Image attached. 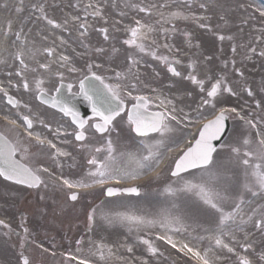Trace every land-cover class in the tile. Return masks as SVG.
I'll list each match as a JSON object with an SVG mask.
<instances>
[{"label": "snow or ice", "instance_id": "snow-or-ice-1", "mask_svg": "<svg viewBox=\"0 0 264 264\" xmlns=\"http://www.w3.org/2000/svg\"><path fill=\"white\" fill-rule=\"evenodd\" d=\"M109 3L113 10H118L116 14L119 17L131 21L124 24L122 29L117 27L122 22L119 19L112 25L115 31L122 30L125 33L121 43L127 51L126 71H116L114 77H107V80L114 79L115 83L106 82V77L100 73L102 63L86 62L84 68L74 66L68 55L58 51L66 44L63 37H57L58 44L53 40L52 46L45 44L37 48L36 42L29 41L28 34L24 32L25 19L20 20L22 27L18 31H13L11 21L7 22L3 30L5 40L2 46L5 51L9 47L15 49L9 55L16 64L14 76L18 78L16 81L9 80V88L18 90L22 87L25 93L34 94L40 105L61 114L70 124L53 126L46 118L33 113L29 104L10 95L8 88L0 86L6 105L16 110L11 112L6 107L0 114V120L4 122V126L0 128V179L28 190L52 188L62 192L68 201L75 202L82 198L78 196L79 192L96 188L102 189V194L106 197L122 193L138 196V186L105 188V185L139 181L148 177L154 182L167 175L171 179L164 187L163 194L167 197L185 195L195 198L205 210L204 219L186 216L172 209H164L155 214H107L98 212L100 206H97L87 213V231L93 230L98 219L108 224L118 223L126 227L129 233H137L138 243L146 246L149 257L164 255L155 244V241H162L179 254L183 264H219L221 260L231 257H235L232 264H264V251L257 255L255 243L251 239L257 233L264 237V115L261 114L264 113V101H257L255 104V108L259 110L257 116L236 107H218L222 94L237 95L228 81L229 71L234 72L236 77L243 76L241 69L236 67L237 61L234 58L225 60L222 62L224 72L201 78L197 63L189 57L185 64L178 55L181 49L174 48L169 43L177 31L176 21L191 20L199 27L212 31L211 25L206 23L211 17L195 15L192 0H165L163 3L149 0H105L104 4L99 0H88L83 6V18L77 15L70 19L66 17L63 21L47 14L46 0L45 3H31L27 8L25 0H19L14 10L18 16H22L27 10V21L31 23H35L31 20L32 14L39 13L36 20L43 21L52 30L64 32L70 24L76 26L79 43L86 50L80 55L94 52L97 56H103L106 55L105 47H91L86 42L90 25L85 21L91 16L93 20H102L104 24H108L105 10ZM236 6L245 13L252 8L251 3L244 0H237ZM5 7L6 3L0 4V8ZM72 7L78 5L73 4ZM199 7L206 12L211 8L207 0H201ZM256 12L260 18H264V8H253L252 13ZM129 13L134 15L129 17ZM252 13H248L242 20L243 24H247L249 19H257ZM154 15L159 18L150 22ZM219 19L225 25L229 22L226 15H221ZM166 24L172 27H164ZM95 31L102 34L105 42L110 40L108 27L95 28ZM256 31L259 35L254 39L250 38L246 43H234L231 47L234 56L238 49L242 51L241 63L253 56L264 58V27ZM10 33L15 36V40L11 42L7 40ZM22 35L24 39L21 38ZM36 35L40 40L47 41L52 32L44 35L43 30H40ZM182 35L187 46L193 47L191 33L183 32ZM216 38L221 42L235 40L233 35L224 34H216ZM161 39L163 44L159 42ZM161 47L174 54L160 53ZM195 47L199 48V45ZM111 51L115 54L120 49L113 46ZM38 56L45 59H38ZM145 56L159 61L171 77L188 81L199 91L200 103L194 109L195 116L185 112L183 108H177L173 99L155 87L149 86L151 95L144 94L138 88V69ZM211 59L205 56L204 62ZM0 64H7V59H0ZM66 72L79 74L78 92L73 93V83L65 82ZM29 74L31 80L28 78ZM6 75L11 77L13 73L8 72ZM46 83H52V88H46ZM259 87L264 91V79ZM243 91L249 97L254 95L253 88L246 84ZM186 94L191 95V92ZM72 96H82L89 103L92 113L90 119L80 117L72 103ZM20 108L26 109L27 114L21 113ZM118 118L137 138L135 151L121 153L119 158L112 139V133L118 131L115 126ZM230 119L241 121L242 131L235 140L224 142L226 121ZM37 126L45 131L38 130ZM177 126L195 127L196 132L186 133L181 141L173 135L178 130ZM97 138L104 143L99 146L89 143L90 139ZM73 140L78 151L87 153L88 167L78 178L64 175L63 172L65 164L69 168L76 167L74 162L66 159L72 153L60 146L72 143ZM44 158L54 163L55 170L44 164L34 163ZM247 194L260 197V202L248 203ZM39 199L43 202L45 196L40 194ZM27 220L25 215L17 225L23 233L20 235L10 223L0 219L2 235L8 238L16 236L19 240L17 264H31L29 256L25 254L26 245L35 244L42 252L48 251L35 240ZM157 227L160 231L154 234L155 239L147 238L146 230ZM142 231L144 236L139 235ZM30 236H33L32 240L28 239ZM89 243L92 248L88 255H83L82 242L77 240L76 254L62 253L64 264H108L110 257L114 255L112 247L91 240ZM261 245L264 247V240ZM122 247L129 254L134 251L132 246ZM223 252L230 256L220 255ZM118 258L126 264H136L134 256L132 259ZM140 264H150V261L143 259Z\"/></svg>", "mask_w": 264, "mask_h": 264}, {"label": "rangeland", "instance_id": "rangeland-1", "mask_svg": "<svg viewBox=\"0 0 264 264\" xmlns=\"http://www.w3.org/2000/svg\"><path fill=\"white\" fill-rule=\"evenodd\" d=\"M57 0H46L47 6L51 5L53 7H50L47 10L51 18L54 19H64V18H71L73 16L79 15L81 17L82 14L79 12V8H81L82 5H79L82 3L83 0H80L78 2H73L72 0H60L61 4L57 5L56 4ZM100 1V0H99ZM45 3V0H25V6L26 8L31 4V3ZM149 2H160L163 3L165 0H149ZM171 2V0H169ZM208 4L211 6L209 11H205L204 9H200L199 11H203V13H207L210 15L209 17H212L213 19H219L221 15H226L228 19V24L221 26L217 31L221 32L224 35H233L235 37V42L236 44L244 43L245 41H248L250 38L254 39L256 35H259V32L256 31L257 29L264 27V18H260L257 13H252V9H260L264 8V0H244L246 3H251L252 8H249L247 13L242 12L239 10L236 6L237 0H207ZM7 4V7L5 8H0V17L2 19H6L8 16L5 17L6 13L9 15H12L10 19H27L28 18V11L26 10L22 16H18L14 11H10L11 6H15L16 4L19 3V0H0V4ZM105 1L103 2V4ZM73 4H77L78 7H72ZM193 6L196 4H200V0H192ZM109 9L112 10L110 3H109ZM108 8L105 10V14L108 16V24H106L109 28H112V25L116 19H123V18H117L114 17L113 12H111ZM167 12V10H165ZM197 13H201L197 10H192ZM248 13L254 14L257 19L256 20H248L247 24H243L242 20L245 19L248 15ZM202 14V13H201ZM130 16L134 15L133 13H129ZM36 13H33L31 16V19H34L36 17ZM143 16V14H141ZM159 18V16H158ZM157 18V19H158ZM144 19H149L148 17H144ZM152 19H155V16H152L150 19V22H152ZM220 20V19H219ZM129 19H125L124 21L121 22L120 25H117V27L122 28V26L126 23H128ZM222 22V21H221ZM242 29V31H241ZM92 35V36H91ZM90 36L92 39H94V44L93 46H103L106 49V55L103 56H97V58L100 60L99 62L103 63V67L108 70L107 77H114L115 73L114 70L123 72L126 71L127 69V62H126V55L127 51L125 50V46L122 45L121 39L122 36H118L117 38H114L113 40H109L108 42H105L103 40V36H98L94 33H92ZM86 39V38H85ZM66 41V39H65ZM77 44H79V41H76ZM231 42L225 40L223 42L219 41L217 38L213 37V40L206 42V43H201L200 48L198 50V55L193 56L194 60L197 62L198 65V74L201 78L206 77L207 75H212L215 74L216 69L218 70L217 62L220 64V61H224V59H227L228 54L231 52ZM170 44L173 45L174 48H179L183 50L184 53L189 51L191 48H189L185 42L184 39L177 40L176 38L172 39L169 41ZM115 45L117 49H120L117 53L113 54L107 51V47L109 45ZM185 50V51H184ZM219 52V53H218ZM182 53V52H181ZM218 55L216 56V54ZM211 56V63L207 66L202 68L200 65V62L198 59H201L205 56ZM225 57V58H224ZM254 60L258 61L257 56H253ZM38 59L44 60L45 58L43 56H38ZM199 63V64H198ZM186 64V63H185ZM222 64V63H221ZM243 64V63H242ZM200 65V66H199ZM55 67V66H54ZM251 69H255L259 71H264V67L261 65H256L255 63L251 64ZM143 72V80L145 83L150 84L151 82L154 84L153 87L159 88L162 90H165L167 94H169L170 91H176V92H181L184 90V86L186 85V89H188V81H179L175 80L174 78H171L168 76L167 72L165 69H162L160 67L159 61L153 60L151 57L145 56L143 57L141 67L138 69V71ZM5 70H0V77L3 75V72ZM145 72V73H144ZM204 72V73H203ZM159 73V75H157ZM251 71H246L243 73L242 79H238L237 81V90L236 93V106L240 108V106H250L252 110V115L257 116L259 113V110L255 108V104L257 101H264V91L260 90V83H261V78L256 79L254 81L256 83L255 86H252L254 90V95L253 97H249L248 95H239V92L242 91L243 86L246 84L247 86L250 85V77H251ZM140 74V72H139ZM253 74V73H252ZM141 76V75H140ZM11 80H14L16 77L11 76ZM29 80H31V74H29ZM245 81V84L242 83ZM10 80V79H8ZM110 82H114L115 80H108ZM170 84L165 85V87H169L167 89H164L161 87L162 84ZM229 84L232 86V82L229 81ZM258 87L257 90H255V87ZM46 88H52V83H46L45 84ZM165 95V94H164ZM228 95V94H226ZM28 98H30L31 93L27 94ZM231 98L232 96L229 95ZM233 98L230 101V98L228 96L222 97L219 100L218 105L222 104H234L233 103ZM177 103H182V101L177 102ZM183 108H187L185 105H183ZM180 108V107H178ZM264 115V113H261ZM234 121V130L232 131V136L228 141H233L235 140L241 133L242 128L239 127L236 123V121L239 120H233ZM173 135L177 138H181L183 135V132H179L177 130ZM124 137H130L131 141H133L134 148H136V139L132 138L133 136H128L125 135ZM227 141V142H228ZM86 158V157H85ZM66 170L64 169V174L66 173H71L72 176H77L79 177L78 174H80L81 170H85L82 168H76L75 170ZM171 178L169 176L165 175L163 176L159 181H154L151 184H148L145 191L138 197H117V198H110L106 199L102 196L100 198L99 196H93L90 198H81L78 201L73 202V204L68 205L67 209L72 210V215L69 216L67 215L69 212L66 213L65 216L59 215L58 217H54L53 215H50L46 212H44V209L41 208L40 210L38 209V213L45 214L47 216L43 217V220L45 225L41 227L43 229L42 233V239H44L47 242H52L50 243L52 248H54L55 244L54 242H58L60 244V247L66 248L67 250H72L76 253L77 245L76 241L80 240L83 245H86L89 243L91 240L94 243H100L99 240H103V243L108 246H113L117 247L119 242V237L122 238V243L120 245H126V244H132L135 246V249L138 251L136 254H132L130 256L128 255H123L121 253L118 254L116 257L119 261H117L120 264H126V262H122L118 257L121 256H128L126 257L127 259H131V256L137 257L136 259V264H140V260L146 259L150 261V264H169L168 262H173L175 261L172 259L176 257L173 255V251H170L168 246L165 245L163 242L160 241H155L156 246L160 250V252H163V256H160L159 254L156 257H149L147 252H146V246L139 244L137 240V233L135 231L129 233L128 229L124 227L123 225L120 224H108L104 221L97 220L96 224L93 227V230L91 232H88L87 230H84L82 232V229L78 227H87V213L88 211L91 210V208L100 206L98 208V212L102 211L103 213L107 214H114L117 212H143V213H149V214H155L158 213L164 209H172L173 211H177L180 214L190 216V217H199L200 219L205 218V210L203 209V206L199 204L198 201L195 200V198L190 197V196H185V195H180L178 197H167L163 194V189L167 185V183L170 181ZM27 190L20 188V187H15L14 185L11 186V184L5 183L4 181L0 180V214L1 215H7L6 217L10 218L12 217L14 212L18 213V211H21L28 205L31 206V204H37L38 206L41 205V202L36 200L38 196L34 197L33 203L30 199L25 197V193ZM52 195L51 198L49 199H55L56 201H66L67 199L64 196H60L58 194H50ZM30 198V197H29ZM6 199H11L12 204H10V207H17L15 210L8 208L6 212L3 211V203ZM68 201V200H67ZM253 201L260 202V197H252L251 194H247V202L251 203ZM173 204L175 207L173 208ZM5 213V214H3ZM80 230V231H79ZM148 232V237L150 239H155L152 236V233L156 231H160V229L153 228V229H147ZM82 232V233H80ZM58 233H64L67 235L65 238L64 236L61 237V239H57L55 237L56 234ZM140 236H144L145 233L142 231L139 233ZM29 239V238H28ZM116 239V241H115ZM256 246L257 249V255L259 254L260 251H264V247L261 245V241L264 240V237H261L258 233L251 238ZM30 240V239H29ZM36 241L39 240V237L35 239ZM127 240V241H126ZM11 243H9V242ZM12 243H17L16 247L11 250L10 246ZM66 246V247H64ZM83 248V247H82ZM92 248V245L89 243L88 245V251ZM121 248V246L119 247ZM16 250L20 252L19 248V240L14 239V240H8L3 237L1 230H0V264H17V254ZM85 248H83V255H88V252ZM25 254L29 256L31 264H41L42 262H45L48 260L44 256H39L38 252L36 251L34 244H29L26 245V250ZM99 255V254H97ZM220 255L224 257H229L230 254L223 252ZM44 257V258H43ZM178 259V257H176ZM113 256L110 257L109 260H113ZM235 257H231V259H223L219 262V264H232V260H234ZM177 264H183L182 261L179 260Z\"/></svg>", "mask_w": 264, "mask_h": 264}, {"label": "bare ground", "instance_id": "bare-ground-1", "mask_svg": "<svg viewBox=\"0 0 264 264\" xmlns=\"http://www.w3.org/2000/svg\"><path fill=\"white\" fill-rule=\"evenodd\" d=\"M194 9V8H193ZM176 26H183V32H189L191 29L195 28L196 23L189 21H176ZM221 25V24H220ZM197 45V44H194ZM110 264V263H108Z\"/></svg>", "mask_w": 264, "mask_h": 264}]
</instances>
